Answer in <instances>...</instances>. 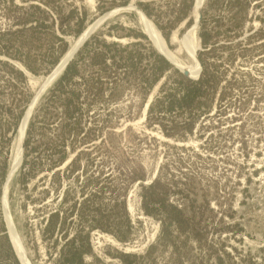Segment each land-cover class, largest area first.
I'll list each match as a JSON object with an SVG mask.
<instances>
[{
  "label": "rangeland",
  "instance_id": "374dc122",
  "mask_svg": "<svg viewBox=\"0 0 264 264\" xmlns=\"http://www.w3.org/2000/svg\"><path fill=\"white\" fill-rule=\"evenodd\" d=\"M196 1L0 0V264H264V0Z\"/></svg>",
  "mask_w": 264,
  "mask_h": 264
},
{
  "label": "bare ground",
  "instance_id": "6f19581e",
  "mask_svg": "<svg viewBox=\"0 0 264 264\" xmlns=\"http://www.w3.org/2000/svg\"><path fill=\"white\" fill-rule=\"evenodd\" d=\"M91 1V0H89ZM203 0H197L196 1V7L194 6L192 10V15L195 23H197L198 18H199V9H200V3ZM143 16V15H142ZM144 19V16L142 17ZM141 22L145 24L147 32L154 37L156 47L158 48L159 52L162 54L163 57H165L167 60H171L174 65L179 68L181 71L186 72L188 75L193 76L196 75L198 70L200 69V66L198 62L193 61V63H188L185 62L184 60L181 59L180 55L182 53H186L187 55L190 54L192 55L193 53L196 52V50L199 47L198 43V38L196 34V29H191L185 32L182 37H180L177 34V31L173 32L170 38V43L175 45L174 50H170L169 47L166 45V42L156 33L154 30V27L150 24L149 21L145 22L142 20ZM147 23V25H146ZM84 34L80 35L78 40L72 45L71 49L69 52L64 56V58L61 60L62 63H60L59 67L56 69V71H59L63 66L66 64V62L70 59V57L73 55L75 49L79 45V43L83 40ZM54 73V72H53ZM54 74H51L47 80L46 83H48L51 78L53 77ZM20 153H21V147H20V142H17V145L15 146V157L13 163L16 164L18 160L20 159ZM16 244V242H15ZM18 253L22 254V251L18 249ZM22 257V256H21ZM24 258V257H23ZM22 258V259H23ZM24 260V259H23Z\"/></svg>",
  "mask_w": 264,
  "mask_h": 264
},
{
  "label": "water",
  "instance_id": "95a60500",
  "mask_svg": "<svg viewBox=\"0 0 264 264\" xmlns=\"http://www.w3.org/2000/svg\"><path fill=\"white\" fill-rule=\"evenodd\" d=\"M200 17H201V15H200V13H199V18H198V21H199V19H200ZM184 75H186L187 76V73L186 72H182Z\"/></svg>",
  "mask_w": 264,
  "mask_h": 264
}]
</instances>
